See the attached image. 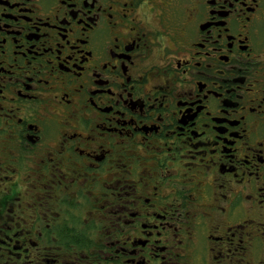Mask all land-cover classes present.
Masks as SVG:
<instances>
[{
	"label": "flooded vegetation",
	"instance_id": "1",
	"mask_svg": "<svg viewBox=\"0 0 264 264\" xmlns=\"http://www.w3.org/2000/svg\"><path fill=\"white\" fill-rule=\"evenodd\" d=\"M0 264H264V0H0Z\"/></svg>",
	"mask_w": 264,
	"mask_h": 264
}]
</instances>
